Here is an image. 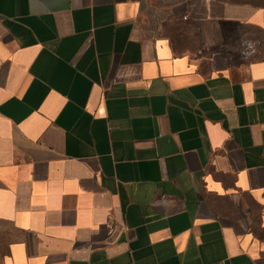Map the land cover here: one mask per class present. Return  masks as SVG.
<instances>
[{
	"label": "crops",
	"instance_id": "1",
	"mask_svg": "<svg viewBox=\"0 0 264 264\" xmlns=\"http://www.w3.org/2000/svg\"><path fill=\"white\" fill-rule=\"evenodd\" d=\"M0 264H264V0H0Z\"/></svg>",
	"mask_w": 264,
	"mask_h": 264
}]
</instances>
